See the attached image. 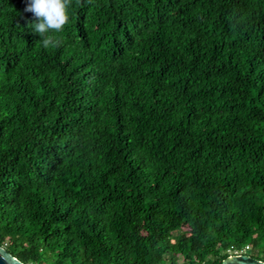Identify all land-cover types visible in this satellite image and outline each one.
I'll use <instances>...</instances> for the list:
<instances>
[{
  "label": "trees",
  "instance_id": "trees-1",
  "mask_svg": "<svg viewBox=\"0 0 264 264\" xmlns=\"http://www.w3.org/2000/svg\"><path fill=\"white\" fill-rule=\"evenodd\" d=\"M27 3L0 0V247L264 261V0H68L48 45Z\"/></svg>",
  "mask_w": 264,
  "mask_h": 264
},
{
  "label": "clouds",
  "instance_id": "clouds-1",
  "mask_svg": "<svg viewBox=\"0 0 264 264\" xmlns=\"http://www.w3.org/2000/svg\"><path fill=\"white\" fill-rule=\"evenodd\" d=\"M68 7V0H28L25 11L35 17L29 27L42 37L45 45L54 43L51 34L62 31L68 22Z\"/></svg>",
  "mask_w": 264,
  "mask_h": 264
},
{
  "label": "water",
  "instance_id": "water-1",
  "mask_svg": "<svg viewBox=\"0 0 264 264\" xmlns=\"http://www.w3.org/2000/svg\"><path fill=\"white\" fill-rule=\"evenodd\" d=\"M0 264H25L0 247ZM223 264H264V261L255 259L249 255L241 254L229 257Z\"/></svg>",
  "mask_w": 264,
  "mask_h": 264
},
{
  "label": "rangeland",
  "instance_id": "rangeland-1",
  "mask_svg": "<svg viewBox=\"0 0 264 264\" xmlns=\"http://www.w3.org/2000/svg\"><path fill=\"white\" fill-rule=\"evenodd\" d=\"M245 254L250 255V252L248 250H245Z\"/></svg>",
  "mask_w": 264,
  "mask_h": 264
},
{
  "label": "built area",
  "instance_id": "built-area-1",
  "mask_svg": "<svg viewBox=\"0 0 264 264\" xmlns=\"http://www.w3.org/2000/svg\"><path fill=\"white\" fill-rule=\"evenodd\" d=\"M248 247H246L245 249H247ZM242 254V253H241ZM241 254H239V255H241Z\"/></svg>",
  "mask_w": 264,
  "mask_h": 264
}]
</instances>
